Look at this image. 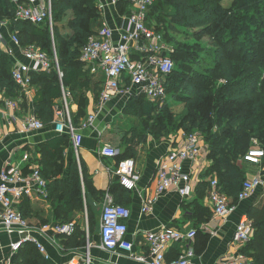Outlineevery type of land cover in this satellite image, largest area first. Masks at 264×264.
Masks as SVG:
<instances>
[{"label":"trees","instance_id":"16d2710c","mask_svg":"<svg viewBox=\"0 0 264 264\" xmlns=\"http://www.w3.org/2000/svg\"><path fill=\"white\" fill-rule=\"evenodd\" d=\"M261 1L233 0L230 5L222 6L216 0H156L149 14L150 21L156 23L169 43L175 39H168L167 31L176 33L180 31L179 27H183L198 29V35L210 36L216 46L214 51L203 57L196 48L193 49L197 46L195 43L190 45L177 42L171 56L176 64L180 55L183 63L181 69L175 65L173 73L167 79L166 87L168 95L176 94L174 97L185 102L187 116L177 127L174 116L164 114L152 130L153 133L163 132L166 129L165 121L168 120L167 126H172L171 130L181 129L187 133L196 131L201 135L204 133L203 139L208 149L210 165L201 175L203 180L198 186L196 201L204 196L211 180L217 178L221 190L233 203H238V194L246 179L244 156L252 148V139H258L264 148V67L260 64V50L247 49V52L241 48L238 59L233 56L238 43L246 45L247 42L254 41V45L259 46L258 40L260 46H263L264 1L262 4ZM167 3L171 4L175 12L168 15L169 20L164 27L161 15L162 7ZM69 12L73 13L71 17H68ZM53 15L55 33L59 31L58 37L65 43L60 58L62 65L59 61L64 73V88L73 94L78 92L84 83L92 82V88L99 98L101 80L93 81V75L89 71L84 76L82 70L85 64L80 59L82 48L99 27V12L95 0H54ZM2 19L10 22L23 46L35 44L53 58L54 53L49 48L51 33L48 25L14 20L11 3H7L5 9L0 7V20ZM60 28L69 30L70 33L64 35ZM208 57L212 58L211 62H208ZM12 67L9 55L0 48V88L5 90L8 97L23 99L20 105L26 108L27 97L18 89L12 77ZM32 83L37 89L34 99L35 114L45 125L54 123L56 107L62 98V84L56 68L53 66L50 72L33 73ZM81 97L79 113L74 115L76 124L80 123L79 118L85 115L87 107V95L82 93ZM130 105L135 108L134 112L138 118L145 113L151 114V111L158 107L144 96L130 98L125 109L129 111ZM162 110L165 113L167 106ZM147 140V133L137 126L132 127L121 138L120 152L116 157L118 163L134 158L139 146ZM70 141L72 142V139L69 134L53 138L37 149L41 157L36 160L42 175L49 182V200L54 205L56 217L64 220H68L69 212L83 210V183L86 192H92L99 201L104 199L106 193L92 188V180L83 160L79 169L78 161L70 159L67 173L63 172ZM110 192L117 204L127 206L132 198V191L124 188L118 178H115ZM257 201L247 211L254 233L242 252L252 259L253 264H264L263 190H258ZM197 206L205 211L199 221H208L210 213L202 204L198 203ZM195 214L193 212L194 217ZM89 220L94 223L90 211ZM64 222L67 221L61 223ZM198 235L199 231L196 237ZM59 236L62 237L66 248H81L86 245V233L79 224L72 236ZM203 243L205 244V241ZM200 250L201 248H198V251ZM14 262L51 264L33 243H26L21 247Z\"/></svg>","mask_w":264,"mask_h":264},{"label":"built area","instance_id":"2783aa9c","mask_svg":"<svg viewBox=\"0 0 264 264\" xmlns=\"http://www.w3.org/2000/svg\"><path fill=\"white\" fill-rule=\"evenodd\" d=\"M11 3V11L16 21H29L34 25H48L53 37L55 28L53 15L54 0H7ZM118 0H113L117 3ZM129 7L126 25L120 29L112 28L104 22L89 38L81 50V61L94 77L101 79V91L95 102L93 112L80 121L74 122L71 104L68 103L66 90L63 85L62 72L58 56H48L35 44L23 46L17 33L13 32L11 40L19 49L24 60L15 58L12 77L18 89L31 100L34 98L32 74L50 72L56 68L63 88V103L56 107L54 120L57 132L69 134L75 151L80 156L83 143V131L92 126L106 105L118 97L127 98L144 96L148 101L162 104L167 100L166 82L175 69V60L171 54L174 47L166 40L165 35L152 23L149 14L156 0H125ZM2 26L10 25L7 19L0 21ZM0 48L11 57H16V51L8 45L0 31ZM70 94V93H69ZM127 101V102H128ZM20 101L6 96L0 88V113L16 121ZM26 130H40L45 124L35 112L29 114L22 123ZM181 135V136H180ZM175 145L163 156L157 168L156 193L146 195L142 202V212L148 213L155 204L157 197L166 191H176L184 199H190L195 190L199 177L210 165L208 149L203 136L199 132L187 133L182 131L177 136ZM252 148L244 156V160L253 164H261L264 160V148L258 139H252ZM119 149L110 144L105 145L100 154L104 158L116 159ZM190 163V170L185 168ZM25 164H29V172H25ZM79 169H81L78 160ZM113 175L121 185L129 191L139 189L142 179L134 158L119 162ZM49 182L41 173V168L35 156L25 153L21 161L10 162L0 173V226L10 234H17L18 239L11 243L10 253L4 264H16V253L26 243H33L39 251L49 259L45 246L33 233L46 232L52 229L58 235L72 236L77 228L75 221L32 226L18 209V204L24 197H38L49 200ZM264 192V175L258 174L244 180L238 194V203L233 201L221 190L217 178L211 180L207 196L213 207L214 214L225 218L238 208L240 202L251 198L258 190ZM132 216L128 206L117 204L113 196L105 194L100 221V246L106 251L121 250L137 261L150 264H193L197 253L191 246L197 230H186L165 226L160 230L145 232L143 238L148 247L147 253L138 252L134 242L128 239L129 224ZM254 233L252 222L245 214L237 224L233 241L237 245H247ZM186 243L187 247L175 261L169 262L166 254L174 244ZM91 257L87 253L84 263L90 264ZM70 264H80L72 260ZM227 264H253L252 259L243 252L228 259Z\"/></svg>","mask_w":264,"mask_h":264},{"label":"crops","instance_id":"0c3cea01","mask_svg":"<svg viewBox=\"0 0 264 264\" xmlns=\"http://www.w3.org/2000/svg\"><path fill=\"white\" fill-rule=\"evenodd\" d=\"M7 3L10 2L0 0V7L5 9ZM95 5L99 12V27L104 22L108 23L114 29H120L126 25L129 7L125 0H118L117 3H113V0H95ZM0 31H2L8 45L16 51L17 56L11 57L1 49L9 55L12 60V65H14L15 58L24 60L19 53L18 47L11 40L14 32L11 25L2 26L0 24ZM92 78L96 82L101 80L94 76ZM36 91L37 89L34 87V98L32 100L28 97L25 99L27 101L26 108L20 105V109L16 112V121L0 113V173L8 163L21 161L25 153L30 152L35 156L36 160L39 159L41 153L37 149L41 145L48 143L57 136L65 135V133L57 132L55 123L45 125L40 130H26L23 128V120L34 112ZM97 99L98 97L94 90H92L91 95L88 96L86 114L80 117L79 121L93 112ZM22 100H19L20 103ZM127 101V98L118 97L108 103L105 109L99 114L95 123L83 131L84 139L80 148L79 161L81 162L83 160L86 163L87 172L92 180V188L94 187L95 189L105 191V194H111L110 188L115 182L113 171L118 164V159L104 158L100 154V151L105 145L110 144V135L114 123L119 119L120 115L125 113L124 110L128 103ZM71 109L73 114L77 116L79 106L72 104ZM176 139L177 136L173 139L166 137L156 139L152 137L138 148L134 160L136 161L137 169L142 175V179L139 184V189L132 191V198L127 204L132 212V216L128 221V239L134 242L136 251L147 253L148 247L143 238L145 232L160 230L165 226H174L183 230L195 228L197 232L199 231V235L191 243L194 250L196 251L197 249V256L193 260V264H227L230 257L239 254L244 248V246L242 247L234 243L233 235L240 219L247 214L249 207L256 203L259 189L251 198L240 202L235 212L222 218L214 214L213 207L207 196V191L199 201H196L198 197V186L201 185L203 180L202 177H199L200 179L197 182L196 190L190 199H184L176 191H166L157 197L150 212H142L144 196L155 195L156 193L158 163L175 145ZM116 148L120 150L119 145ZM73 151H75V148L70 141V146L66 151V159L68 160L66 173L69 169L70 159L74 156ZM244 162L247 165L246 179L253 178L258 174L264 175V161L261 164H253L245 160ZM190 166V163H186L185 168L187 171L190 170ZM29 167V164H25L26 173L29 172ZM83 187L84 208L81 211L75 210L69 212L68 215L71 218L68 219L77 217L78 220L72 221L79 224L82 230L85 231L86 245L81 248H66L63 244L64 242H62V237L52 229L46 232H35L33 235L45 246L47 253L50 255L49 259L44 258L49 260L51 264H70L72 260L80 261V264H85L83 261L89 252L91 257L90 264H150L149 261H137L121 250L111 252L101 248L99 231L104 199L99 201L92 192H86L84 183ZM198 203L202 204L207 212L210 213L208 221H199V218L203 217L205 211L197 206ZM17 206L24 217L34 227H40L44 224L53 225L67 221L63 218L56 217L54 205L50 200L40 199L38 197H24ZM89 211L93 214L94 223H90ZM193 212L196 213L195 217L193 216ZM90 224L91 226L93 225L94 230L89 235ZM204 237L207 238L204 239ZM17 239V234L10 235L0 226V264H4L5 258L10 253L11 243ZM203 241H205V244ZM186 245V243L172 244L166 254L167 260L169 262L177 260L183 250L186 249ZM198 248H201V250L198 251Z\"/></svg>","mask_w":264,"mask_h":264},{"label":"rangeland","instance_id":"374dc122","mask_svg":"<svg viewBox=\"0 0 264 264\" xmlns=\"http://www.w3.org/2000/svg\"><path fill=\"white\" fill-rule=\"evenodd\" d=\"M218 2L219 5L222 6H227L230 5L233 0H216ZM264 0L261 1V4L263 3ZM175 12V9L171 6L170 3L165 4V7H162V15L161 18L164 20V27L165 25L167 26V21L169 20V16L172 13ZM73 13L69 12L68 13V17H71ZM155 21V20H154ZM100 25V24H99ZM98 25V26H99ZM180 31L179 32H173L172 30L167 31V38L168 39H175V41L173 40V42H170V44L175 47L177 45V42H181V43H189L190 45L195 43V45H197L196 47H194L193 49L195 50V48L198 50L199 55L200 56H206V54L208 52L214 51L216 49V46L213 44V40L210 38V36L208 35H198V29H186L183 27H179ZM94 29V28H93ZM61 31V33H64V35L69 34V30H64L63 28L59 29ZM59 35V31H57V34L55 33V28H54V32H53V37L51 35V44L49 45V48L51 50L52 53H56L58 56V60L60 61L61 58V51H63V46H65V43L61 41V39H59L58 37ZM250 37V36H249ZM251 38V37H250ZM253 40L255 38H252ZM257 43L259 44V46L254 45V41L251 42H247L246 45L240 44L238 43L236 46V51L233 53V56L238 59V55L241 53V48L242 51H244L245 49L250 50V49H257L260 50L259 52V57H260V64L262 65V67H264V44L261 47V43L257 40ZM247 50V52H248ZM54 56V55H53ZM179 57L176 59V66L181 69L182 66V60H181V56L178 55ZM211 57H208L207 60L208 62H211ZM61 64V61H60ZM62 65V64H61ZM88 70L87 68L84 66V69L82 70V74L85 76L87 75ZM62 88V87H61ZM66 94H67V98H68V103L69 104H77L79 106V109L81 107L80 105V100L82 99L81 94H85L87 95V97L89 95H91L92 93V82H90V84L88 83H84L83 87L78 89V92L76 93H71L70 90L66 89ZM70 93V94H69ZM75 95H77L78 97H74ZM176 95V94H175ZM173 93H170V95H168L167 100L162 103V104H157L158 107L155 109H153L150 113H145L142 117H139L135 115V108L130 105V110L128 111L127 109H125V113L123 115L119 116V119L114 123L113 129H112V133L110 135L111 137V142L110 145H112L113 147H117L118 145L120 146L121 143V138L122 136L131 130L132 127H139L140 130L144 131L145 133L148 134V139L149 138H156V139H160V138H176V136H178L179 134L182 133L183 130L179 129V130H171L172 126H167L168 124V120L165 121V125H166V129L157 133H153V127L156 125V123L161 119V117L165 114H170L172 115V117L174 116V119L177 121L176 126L178 127L179 125H181L184 121V119L187 116V111L188 109L186 108L185 102L181 99H178ZM63 88H62V98L60 99L59 103H63ZM126 105V104H125ZM164 106H167V110L165 111V113L163 112L162 108ZM87 108V107H86ZM85 108V111H86ZM127 110V111H126ZM86 114V113H85ZM73 117L75 118L74 114ZM203 137L205 138L204 133H202ZM181 136V135H180ZM158 137V138H157ZM178 139V138H177ZM74 156L73 159H76L77 161L78 159V155L76 153V151H73ZM264 161V160H263ZM249 165V164H248ZM64 171H66V166H68V160L66 159L64 161ZM246 166H244L245 170H246ZM251 166V165H250ZM255 167H257L255 165ZM84 190V188H83ZM71 218V217H69ZM72 220H78L77 217L73 218V219H68L67 221H72ZM94 227L93 225L91 226L90 224V231H89V235L93 232Z\"/></svg>","mask_w":264,"mask_h":264}]
</instances>
